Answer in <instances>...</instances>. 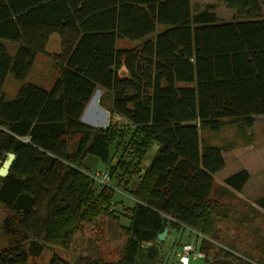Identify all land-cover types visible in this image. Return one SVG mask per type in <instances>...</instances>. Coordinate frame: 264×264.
Returning a JSON list of instances; mask_svg holds the SVG:
<instances>
[{
    "label": "trees",
    "instance_id": "trees-1",
    "mask_svg": "<svg viewBox=\"0 0 264 264\" xmlns=\"http://www.w3.org/2000/svg\"><path fill=\"white\" fill-rule=\"evenodd\" d=\"M218 1L232 11L230 21L210 8L192 14L190 0H0V165L15 154L0 177V204L9 212L0 264H37L29 258L45 243L69 248L75 264H166L159 260L164 228L217 239L216 223L229 206L212 197L214 175L225 161L201 132L248 129L264 115V0ZM53 34L60 49L48 53ZM122 40L134 45L119 47ZM38 54L55 72L47 88L25 81ZM8 76L21 82L10 99ZM97 89L99 106L139 137L129 162H110L120 126L81 119ZM153 143L124 225L109 209V186L94 191L86 159L100 161L108 177L122 168L138 175ZM248 179L240 169L223 184L240 192ZM254 204L264 210V194ZM208 239L199 245L204 262ZM221 251L211 256L217 264H264ZM47 264L71 263L54 255Z\"/></svg>",
    "mask_w": 264,
    "mask_h": 264
},
{
    "label": "rangeland",
    "instance_id": "rangeland-1",
    "mask_svg": "<svg viewBox=\"0 0 264 264\" xmlns=\"http://www.w3.org/2000/svg\"><path fill=\"white\" fill-rule=\"evenodd\" d=\"M190 5L192 14L210 8L216 13L217 20L219 21H230L233 18L232 11L227 9L226 6L218 0H190ZM6 44L12 52L15 45L9 42H6ZM117 44L119 47H131L134 45V43L126 40L118 41ZM59 49L60 38L57 34H53L46 45V52L56 53ZM54 78L55 72L52 68L51 60L46 55L38 54L25 81L47 88ZM20 84L21 82L16 81L12 76H8L5 80L3 90L7 96H13ZM100 92L101 91L97 89L88 102L87 111L84 113L85 118H83L92 122L93 124H89L95 127H106L108 123H114L120 126L122 138L110 162H114L116 159H120L123 163L129 162V160L133 158L131 142L139 137L137 133V136H135L133 128L128 127L124 119L117 115H110L106 109L99 106L98 100ZM98 108V113L93 114L91 112ZM201 137L206 142L218 145L222 149L225 166L214 175L215 190L212 197L216 199L221 206H229L228 216L225 218H218L216 223V240L208 239V237L196 230L184 227L173 228L170 226L163 242L159 245L160 262H166V264H181L175 253L179 252L184 244H189L196 248L204 258L205 254L199 250L202 238L208 239L212 243L209 251L211 255L210 258H208L209 260L207 262L205 261L206 263L202 258H198L195 260L194 264H217V262L212 260L213 258H211V256L216 252H223L221 248L226 249L228 252H233L234 254L244 253L258 262L264 260V210L254 204L255 199L264 194V115L255 117L253 125L248 129L241 130L235 128L233 125H226L218 133L204 130L201 132ZM156 147L157 144L153 143L151 148L147 151L146 157L144 156L140 161L138 175H129L128 172L123 173L122 168L121 170L117 169L112 177H108L109 180L108 183L106 182L107 184L94 181V191L105 189L107 188L106 186H109L113 191L109 209L118 216L120 222L124 225L128 223L129 209L134 204L131 190L135 188L141 173H143L147 163L155 153ZM133 160L135 161V159ZM85 167H87L90 176H92L97 169H105L104 165L92 156L86 159ZM240 169H246L249 172V179L242 190L240 192H234L231 189L225 188L223 179ZM117 174H120L122 177L120 184H116L117 177L115 175ZM8 215V210L0 204V249L8 245L7 238L2 228L3 220ZM230 248L235 249L237 252ZM54 255L62 257L71 264H75L77 258V255L69 248L45 243L41 254L36 257H30L29 262L47 264Z\"/></svg>",
    "mask_w": 264,
    "mask_h": 264
},
{
    "label": "built area",
    "instance_id": "built-area-1",
    "mask_svg": "<svg viewBox=\"0 0 264 264\" xmlns=\"http://www.w3.org/2000/svg\"><path fill=\"white\" fill-rule=\"evenodd\" d=\"M92 176L99 183H106V182L108 183L109 178L107 171L105 169L104 170L97 169V171L94 172ZM175 254L178 257V260L181 264H187L189 260H196L198 258H203V256L198 252V250L189 244L182 245L181 250Z\"/></svg>",
    "mask_w": 264,
    "mask_h": 264
},
{
    "label": "water",
    "instance_id": "water-1",
    "mask_svg": "<svg viewBox=\"0 0 264 264\" xmlns=\"http://www.w3.org/2000/svg\"><path fill=\"white\" fill-rule=\"evenodd\" d=\"M14 159H15L14 153L12 152L7 153L6 158L1 162V165H0V177L1 178H4L8 174ZM167 230H168L167 228H164L163 232L158 235L159 240H163L165 238Z\"/></svg>",
    "mask_w": 264,
    "mask_h": 264
},
{
    "label": "crops",
    "instance_id": "crops-1",
    "mask_svg": "<svg viewBox=\"0 0 264 264\" xmlns=\"http://www.w3.org/2000/svg\"><path fill=\"white\" fill-rule=\"evenodd\" d=\"M51 36H52V35H51ZM51 36H50V37H51ZM50 37H49V38H50ZM48 41H49V39H48ZM16 91H17V90H16ZM16 91H15V93H16ZM3 92H4L5 97L8 98V99L12 98V97L15 95V93H14L13 96H12V95H11V96H7L4 90H3ZM94 104H95V103H94ZM97 107H98V106H97ZM100 107H101V106H100ZM87 108H88V106H86V109H84L85 111H83L82 116H81V119H83L84 122L92 123V122H89V121H87L86 119H84V118H85V117H84V116H85L84 113H86ZM90 110H91V109H90ZM91 112H92L93 114H94V113H98V112H99V108H98L97 110H95V111H91ZM83 117H84V118H83ZM90 121H91V120H90ZM92 124H93V123H92Z\"/></svg>",
    "mask_w": 264,
    "mask_h": 264
},
{
    "label": "bare ground",
    "instance_id": "bare-ground-1",
    "mask_svg": "<svg viewBox=\"0 0 264 264\" xmlns=\"http://www.w3.org/2000/svg\"><path fill=\"white\" fill-rule=\"evenodd\" d=\"M96 98V97H95Z\"/></svg>",
    "mask_w": 264,
    "mask_h": 264
}]
</instances>
